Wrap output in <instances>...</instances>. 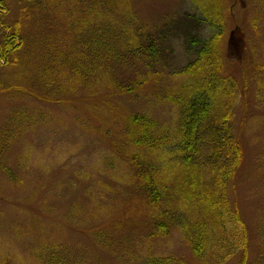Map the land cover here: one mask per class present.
<instances>
[{"label": "trees", "instance_id": "trees-1", "mask_svg": "<svg viewBox=\"0 0 264 264\" xmlns=\"http://www.w3.org/2000/svg\"><path fill=\"white\" fill-rule=\"evenodd\" d=\"M23 1L27 27L20 18L7 25L0 13V24L7 26L0 41V58L12 66L27 67V79L32 78L38 87L29 84L21 90L12 85L11 94L19 92L21 97L68 107L88 91L109 104L115 97L138 93L150 80L168 86L153 95L175 109L177 115L169 124L136 112L118 118L106 104L100 105L102 120L120 124L114 125L118 141L114 132L105 141L111 148L108 156L115 157L120 171L127 173L131 191L140 202L135 212L146 229L141 237L149 243L142 264H187L184 258L160 248L174 231L195 264H264V217L254 234L238 202L231 199L245 160L235 128L236 111L251 92L252 81L247 76L252 63L247 62L252 59L241 61L238 75L229 72L224 0H188L193 11L168 17L153 28L134 26L130 0ZM31 23H35L33 28ZM176 40L183 42L191 56L179 70L172 68ZM139 64L147 72L139 71L136 79L123 81L115 75L114 68L132 70ZM252 78L255 98L264 100V71ZM10 141L0 135V157L9 151ZM0 167L1 190L4 183L7 187L17 181ZM102 169L107 172L105 164ZM108 184L115 189L122 186L117 177ZM125 205L124 200L117 208L119 213L125 212ZM255 239L260 253L252 263ZM154 241L160 244L156 250ZM0 264L66 261L59 245L44 244L31 253L28 262L6 258Z\"/></svg>", "mask_w": 264, "mask_h": 264}, {"label": "rangeland", "instance_id": "rangeland-1", "mask_svg": "<svg viewBox=\"0 0 264 264\" xmlns=\"http://www.w3.org/2000/svg\"><path fill=\"white\" fill-rule=\"evenodd\" d=\"M130 2L134 26L153 28L168 17L193 11L188 0ZM224 3L228 9L224 50L229 72L238 75L241 61L252 59L247 62L252 63L247 76L252 81L251 92L247 103L236 111L235 128L245 149V160L231 199L238 202L254 233L258 221L264 217V100L255 98L256 84L252 78L264 71V0H224ZM26 6L23 0H0L1 21L11 26L20 18L26 26L29 23L23 17ZM35 23H31V28ZM6 27L0 24V41ZM174 48L172 68L179 70L191 56L182 41H174ZM136 67L131 70L120 66L114 72L123 81L136 79L139 71L147 72L141 64ZM27 70L0 58V135L13 141L9 151L0 157V165L17 181L7 187L4 183L0 190V250L4 254L0 260L28 262L31 253H36L41 245L51 244L59 245L66 264H142L149 243L141 237L146 229L135 212L140 202L131 191L127 173L120 171L115 157L108 156L111 148L105 141L113 135L118 141L119 132H114V125L120 124L107 118L102 120L104 110L101 112L100 105L106 104L118 118L136 112L169 124L177 115L175 109L153 95L168 86L150 80L138 93L115 97L109 104H103L100 96L88 91L77 98V103L61 107L8 91L12 85L21 90L29 84L38 87L32 78L27 79ZM104 164L107 172H103ZM116 177L122 185L118 189L108 184ZM124 200V211L131 210L127 216L117 210ZM59 218L64 219L66 227ZM257 242L255 239L252 247V263L260 253ZM152 244L154 250L160 245L155 241ZM161 247L163 253L177 254L187 264H195L178 232L174 231Z\"/></svg>", "mask_w": 264, "mask_h": 264}]
</instances>
